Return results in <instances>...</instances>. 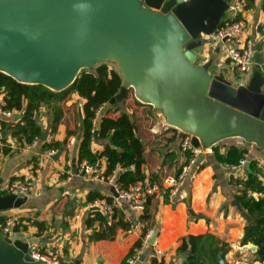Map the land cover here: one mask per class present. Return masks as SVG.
<instances>
[{
	"label": "water",
	"instance_id": "95a60500",
	"mask_svg": "<svg viewBox=\"0 0 264 264\" xmlns=\"http://www.w3.org/2000/svg\"><path fill=\"white\" fill-rule=\"evenodd\" d=\"M232 1L0 0V73L61 92L81 71L112 63L122 86L110 105L122 102L131 89L139 103L179 132V139L189 134L204 150L229 139L264 150L263 74L255 70L242 84L229 81L223 71L212 73L213 58L200 62L210 43L206 36L218 28ZM110 191L115 197L113 187ZM26 201L27 196L0 195V212ZM241 215L249 223L247 232L255 230L256 219ZM218 262L225 264L222 255ZM0 264L44 263L30 257L29 244L19 235L0 234Z\"/></svg>",
	"mask_w": 264,
	"mask_h": 264
},
{
	"label": "crops",
	"instance_id": "0c3cea01",
	"mask_svg": "<svg viewBox=\"0 0 264 264\" xmlns=\"http://www.w3.org/2000/svg\"><path fill=\"white\" fill-rule=\"evenodd\" d=\"M236 17L244 23L241 45L250 41L253 56L260 63H254L247 73L237 75L226 60L222 45L218 43H209L201 59L213 58L212 73L223 71L229 81L246 84L255 70L264 76V0H233L224 18ZM218 47L219 53L216 52ZM2 101L3 94L0 93ZM85 101L76 91H71L64 101L55 103V111L52 106L40 107L35 117L45 137L31 144L11 137V129L3 135L0 131V138H5L0 146L8 150L7 153L0 152V191L3 192L16 177L27 178L32 183L23 206L0 212V216L6 214L16 220V235L29 246H37L41 253L58 255L61 264H122L142 233L156 224V242L162 254L156 255L152 247L145 246L138 264H149L152 258L162 260L163 264H179L188 256L177 252L181 240L188 235L205 233L227 243L229 250L223 257L225 264H264L257 253V246L251 242L241 243L249 223L242 217L240 206L235 205V197L239 195L241 187L234 181L246 180L250 165L246 168V164L243 167L222 164L216 161L212 148L197 156L183 188L175 197L167 196L165 201V195H156L149 199V220L142 219V214L121 203L116 205L111 218L94 212L90 205L95 199L93 196L110 198L113 196L110 185L77 175L67 180L65 174L66 163H70L72 169L80 163L78 148ZM136 102L138 107H130L129 104L126 107L125 104L120 108L133 115L137 134L144 143L142 173L145 180L150 181L153 177V182L165 186V179L178 174L186 164L187 155L180 149L179 132L176 130V138L173 139V128L164 124L161 115L151 106ZM22 114V111L13 110L6 116L0 112V124L4 122L14 127ZM119 114L120 110L110 115L117 117ZM55 117L58 123L52 130L51 123ZM71 138L75 139L74 143H70ZM45 142H58L60 147L54 154L48 155L49 149L43 148ZM104 145L105 141L93 138L90 150L99 154ZM219 145L221 153H225L230 145L245 149V162L254 163V172L264 187V150L239 139H229L216 146ZM96 164L101 173L107 176L106 160L100 158ZM258 194L252 193L251 196L255 200L264 198ZM95 214L105 217L109 225L121 223L124 227L116 229L112 240L93 241V233L103 226L99 220H94Z\"/></svg>",
	"mask_w": 264,
	"mask_h": 264
},
{
	"label": "trees",
	"instance_id": "16d2710c",
	"mask_svg": "<svg viewBox=\"0 0 264 264\" xmlns=\"http://www.w3.org/2000/svg\"><path fill=\"white\" fill-rule=\"evenodd\" d=\"M225 16V15H224ZM227 18H224L219 26H221ZM234 20H240L236 17ZM218 26V27H219ZM229 62V61H228ZM234 69V68H233ZM235 70V69H234ZM236 71V70H235ZM237 72V71H236ZM238 75V73H237ZM238 79V78H235ZM122 86V77L115 69H111L107 64L98 65L90 70H83L80 77L66 90L61 92H53L40 85H25L16 82L10 77L0 73V93L3 94V101L6 111H22L21 119L14 127L7 126L2 122V135L11 129L10 136L17 141H23L25 144H31L35 138L42 139L44 132L42 127L37 123L36 112L42 106H52L56 110L55 103L64 101L71 91H76L86 101L82 106V135L78 148L79 162L86 161L89 164H95L100 158L106 159V174L109 175L116 168L119 169L116 175V182L122 187L131 186L139 181H144L145 175L142 173L144 159V143L136 137L134 128L136 126L135 119L124 108L123 101L114 105H110L112 98L119 92ZM139 103V102H138ZM109 106L98 116H95L96 110L103 106ZM120 110L117 117L113 114ZM58 118H54L51 123V129L57 127ZM97 130V138L105 141L103 150L99 154H94L90 150V143L94 138V131ZM173 130V139L176 138V130ZM172 139V140H173ZM5 138H0V143H4ZM60 147L58 142L44 143V149L57 150ZM220 145L213 147L212 151L216 161L228 165L236 166L239 160L243 159L246 150L230 145L225 153L219 151ZM0 152L7 153L6 148L0 146ZM249 174L244 181H234L240 186L239 195L235 197L240 208L245 211L251 218H255V230L245 232L241 243L251 242L257 246V253L261 260H264V198L255 200L251 194L263 192L262 183L258 180L255 171V165L250 162ZM153 180V177H152ZM150 180L151 182H153ZM6 194L0 191V195ZM93 198H101L94 195ZM111 201V198H107ZM167 201V194L165 195ZM149 200L146 203V209L142 214V219L149 220L147 214ZM5 220L4 216H0V225ZM94 220H99L103 226L99 231H95L92 235L93 241L112 240L115 237L116 229L124 227L121 223H111L105 221V217L100 214L94 215ZM37 224V223H35ZM38 225V224H37ZM39 226V225H38ZM17 225L14 230H17ZM145 230L141 238L134 244V247L128 253L126 259L132 255L133 249L141 244V239L145 235ZM227 243L210 233L202 235H188L184 237L177 247L178 253L188 254L186 259H182L179 264H219L218 256L228 252ZM126 259L122 264H126ZM143 264V263H142ZM149 264H163L162 260L152 258Z\"/></svg>",
	"mask_w": 264,
	"mask_h": 264
},
{
	"label": "built area",
	"instance_id": "2783aa9c",
	"mask_svg": "<svg viewBox=\"0 0 264 264\" xmlns=\"http://www.w3.org/2000/svg\"><path fill=\"white\" fill-rule=\"evenodd\" d=\"M243 31L244 23L241 20L227 18L211 35L206 36V39H208L210 43H218L222 45L226 60L229 61L238 74L247 73L254 64L252 43L250 41H245L244 45H241ZM206 61V58L200 60L201 63H205ZM4 106V101L0 102V112L6 116L10 115L11 111L4 110ZM105 107L106 105L99 107L95 112V116L98 117ZM36 140L38 139L35 138L34 141ZM74 141V138L70 139V143H74ZM180 149L187 155L186 164L178 174L175 176H169L165 179V186H160L149 180H144L128 187H122L116 182L118 168L106 176L101 173L96 164L97 162L95 164H89L86 161H82L74 169H72L70 163H66L65 174L67 175V180L75 175L83 176L91 181L106 182L110 187L114 188L116 196H111V201H108L107 198H95L90 202L94 212L111 218L115 214L116 205L121 203L129 209L143 214L146 209V203L153 196H163L167 194L168 197H175L179 193L186 182L188 171L194 165L197 156L205 151L201 146L193 144L192 136L189 134H185L180 140ZM47 153L48 155L54 154L55 150L50 149ZM102 159L106 160L104 157H102ZM245 164V158L238 162V166L241 167L245 166ZM31 189L32 183L29 179L16 177L8 184L4 192L16 196H27ZM257 196L264 197V187L263 192ZM16 225L17 222L12 216H5L3 224L0 225V234L5 238H10L16 235L14 230ZM157 233L158 228L155 224L146 231L141 239L140 246L133 249L132 255L126 259V264H138L142 257V250L145 246L152 247L156 255H161L162 251L158 249L156 239L152 244L149 243L154 234ZM29 250L30 257L35 261L44 264H61L60 257L54 253H41L35 245H30Z\"/></svg>",
	"mask_w": 264,
	"mask_h": 264
},
{
	"label": "rangeland",
	"instance_id": "374dc122",
	"mask_svg": "<svg viewBox=\"0 0 264 264\" xmlns=\"http://www.w3.org/2000/svg\"><path fill=\"white\" fill-rule=\"evenodd\" d=\"M107 65H108V67H110L111 69H115L116 71H118V70H117V67H116L114 64L109 63V64H107ZM80 73H81V72H80ZM80 73H79V75H78V77H77L76 79H78V78L80 77ZM136 101H137V100L134 98L133 91H132L131 89L128 90L127 95H126V97H125V99H124V101H123V105L126 104V107H127V104H129L130 107H131L132 105H134L135 107H138L139 105L137 104ZM134 110H137V108H134ZM161 117H162V116H161ZM230 141H234V140H230ZM3 216L5 217L6 214H4Z\"/></svg>",
	"mask_w": 264,
	"mask_h": 264
}]
</instances>
